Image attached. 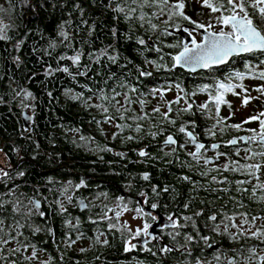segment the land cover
<instances>
[{
  "label": "trees",
  "instance_id": "trees-1",
  "mask_svg": "<svg viewBox=\"0 0 264 264\" xmlns=\"http://www.w3.org/2000/svg\"><path fill=\"white\" fill-rule=\"evenodd\" d=\"M5 1L7 11L1 12L0 22L3 20V24L9 25V28L7 29L8 39L0 40V98L3 101L0 103V152L7 161L8 167L2 170L8 173V178L0 180V192H7V188L13 186L17 196L24 194L21 199L25 202L32 196L44 199L45 217L41 219L36 216L31 222L44 229H51V232L33 233L27 228L23 231L30 241L38 243L36 246L41 249L39 252L45 255L44 258L52 259L50 264H97L100 261H102L101 264H136L137 249L129 253L124 252V239L118 229L111 230L107 244L97 243L93 239L94 226L102 223L99 221L98 224H93L91 221L99 220L98 214L108 203L109 206L116 205L117 198L122 197V191L136 196L132 199L124 198L128 207L132 209L137 207V192L146 189L147 193L158 196L160 208L168 203L171 204L174 217L177 219L193 215L202 209L218 208L226 203L229 195L236 196L245 205L246 200H252L250 193L241 195L230 191L226 195L222 192L210 193L198 187V185H209L211 176L217 173L210 172L208 176L200 175L205 170V166L197 164L188 155L187 149L180 147L181 139L185 137L178 132V129L182 124L186 125L192 120L197 125L196 134L210 128L215 121L209 118L207 113L202 115L196 109V105L207 102L209 96L214 95L215 91L214 88L206 92H200L199 89L204 86V83L214 85L217 80L233 84L242 83L245 86L247 80L251 78L248 77L247 80L244 78L242 81L235 78L229 80L228 76L236 71L245 72V62L255 63L257 57L251 56L246 60L243 57L249 55L233 58L229 62L227 72L223 71L226 65L217 66L221 67L219 68L221 71L212 73L209 82H205L197 72L193 75L181 67L171 68L172 61L168 54L174 55L178 49L168 45L177 43L173 40L177 35L169 32V29L175 28L170 26L173 22L170 21L169 25L163 23L166 17L152 18V23L158 25V30L167 28V31L171 33V35L161 34L157 37L147 24L141 27L139 13L135 17L125 19L123 14H116L111 10L115 5L113 4L110 8L109 0ZM77 5L82 8L83 16L77 9ZM184 12L192 20L200 23L207 24L210 20V10L201 7L198 0H185ZM82 20L87 21V24L82 23ZM69 21L70 23H67ZM175 23L190 24L179 18ZM61 25H63V31L68 34V40L60 36ZM150 36L153 37L152 40H149ZM138 38L148 41L147 47L140 45ZM20 41L23 43L17 49L16 45ZM53 42L56 47H49V44ZM154 46L159 47L161 51L156 52ZM102 50L107 52L106 56L99 55ZM77 53L81 54L79 65H74L69 59H60L61 56L71 57ZM97 56H99L98 60ZM108 56H115V62L109 60ZM161 56L164 58L163 61L160 59ZM146 60L163 63L167 67L157 71L155 65L146 64ZM63 67H68L69 72L59 70ZM49 70H52L51 74ZM143 70L151 71L153 75L138 79L139 71ZM84 72L87 74H78ZM253 80H258L259 83L250 91L257 92L259 95L252 101L253 106L256 107L254 110L257 111L252 110L251 113L252 116H259L264 112V93L256 89L264 85L261 84L264 80ZM121 84L125 87H121ZM177 84L180 86L177 88L179 95L187 94L188 102L194 101L195 114L193 112L177 114L179 109L185 107V100L182 99L179 104L171 105L173 111L169 113V116L175 120V124L168 123L158 114L151 115L153 108L158 106L161 109L164 99L168 102L176 98H170L164 93L163 99H160L148 95L149 91L158 87L176 88ZM128 86L138 89L137 93H129L134 100L146 101L143 112L138 103H133L131 108L134 113H149L148 119L136 122L127 118L121 120L111 103L100 99L101 94L113 96V89L123 94L128 91ZM180 89L183 91L181 92ZM25 91L31 92L32 97L25 99ZM234 91L239 94L244 92L241 88H236ZM193 92L196 93L195 96L191 95ZM77 94H82L81 99L71 98L72 95ZM234 96L238 97L233 93L224 94L227 103L220 106V116L226 118L224 121L226 125L240 124L241 128L237 130L229 127L222 134L211 137L212 140L228 141L240 133L251 135L248 129H259L258 120L241 124L239 119L231 114L230 98ZM89 97L92 99L89 100ZM117 99L123 101V95ZM95 100L109 108L107 115L116 117V124H130L132 127L123 130L116 128L111 134L104 132L101 125L106 114L100 108L89 106L97 105ZM209 106L213 107L211 103ZM26 107L31 114L28 128L23 125L20 118L22 110ZM166 110L164 106L161 112ZM130 114L125 113V116ZM260 119H264V116ZM136 123L141 125L140 132L135 131ZM188 130L191 131L192 128L189 126ZM152 132L158 134L153 137L150 134ZM168 134L175 137L177 141L175 146H165L163 143ZM130 136L134 139H127ZM81 137L85 139L82 140ZM172 147H175L176 151L166 155L165 153L171 152ZM226 147L222 152H228L233 160L238 159L233 153L232 146L226 145ZM104 149H111V151ZM140 150H144L148 155L141 157L138 154ZM222 158L225 160V157ZM21 172L24 173L23 176L18 175ZM145 173L149 175L148 180L142 178ZM226 173L229 180L244 178L238 174ZM183 176L191 177L197 187L194 189L192 183L181 179ZM94 178L112 180L119 188L113 183L96 182ZM81 179H92L93 183L86 181V186L79 189L70 187L68 193L72 194V201L69 203L61 192L65 186L69 185V182L74 186L79 184ZM261 179H264V170L261 171ZM65 180L68 182L66 183ZM154 184H156V192L152 190ZM210 186L224 187L225 185L211 184ZM165 187L168 188L167 192L163 191ZM231 187L234 189L235 185ZM247 187L250 189L251 185ZM88 195L92 196L89 207L80 209L78 198H86ZM217 197L222 198L217 199ZM4 199L10 200L12 197L5 196ZM58 200L64 203L66 213L59 212V205L56 203ZM209 201L213 203L209 204ZM185 203H189L188 208H184ZM231 207V203L228 202L225 210ZM255 207L258 208V205L255 204ZM240 211L250 213L252 209L245 207ZM208 214L205 211V216ZM0 217L5 219L6 224L11 223L10 204H5L0 209ZM75 218H79V230L84 234L83 236L91 238L88 247L76 248L72 245L69 248L67 246V235L70 234L71 239L75 240L77 234L70 229L66 230L68 226L65 221L71 219L74 224ZM188 231L191 230L188 229ZM203 234L213 235L209 232ZM40 235L42 236L38 238ZM215 239L224 241L220 236H215ZM177 241L178 244L174 245L171 238L174 248L185 243L182 237H177ZM202 246L200 242V247ZM189 247L192 248V255L178 250L170 253L158 252L156 263L195 264L196 258L201 256V253L196 244ZM81 248L86 250L81 252ZM29 254L27 252L17 254L15 257L17 263L29 264L23 260V257ZM211 255L212 250L204 248L201 258L210 259Z\"/></svg>",
  "mask_w": 264,
  "mask_h": 264
},
{
  "label": "snow or ice",
  "instance_id": "snow-or-ice-1",
  "mask_svg": "<svg viewBox=\"0 0 264 264\" xmlns=\"http://www.w3.org/2000/svg\"><path fill=\"white\" fill-rule=\"evenodd\" d=\"M201 7H206L210 10V20L207 24L197 22L192 20L191 17L187 16L184 12L185 0H109V7L114 4L115 7L111 10L116 14H123L125 19L135 17L137 13L138 19L141 22V27L144 24H147L150 30L159 35H171L167 31V28L163 30H158V25L152 23V18L166 17L163 20L165 25H169V22H173L172 25L176 28H180L181 25L175 23L176 19L179 18L183 21H188L194 27L190 30L189 28H183V31L191 37L190 42L178 41L176 44L168 45L172 48H177L179 51L177 54L172 55L168 54L171 58L172 64L171 68L175 69L177 66L186 67L191 71L197 69L212 70L216 66L225 65L230 62L233 58L241 57L244 55L255 56L257 60L255 63L252 61L245 62V72H233L230 73L228 79L233 78L243 80L246 76L251 79H260L264 80V0H198ZM77 9L81 12L83 16V10L77 5ZM148 9V11H144ZM7 10L0 6V12H6ZM220 13L219 15H215ZM67 23H70L67 22ZM82 23L87 24V21L82 20ZM218 27V30H213ZM9 25H4L0 22V40H7V29ZM203 29L202 40L197 41L196 37L193 35V32H197ZM146 31L148 29H145ZM115 34V33H114ZM60 36L64 40H68V34L63 31V25H61ZM153 37L150 36L149 40H152ZM23 41L17 43L16 47L19 49ZM138 43L147 47L148 41L143 38H138ZM49 47L55 48L56 44L50 43ZM156 52H160L159 47H155ZM99 55H107L106 51H101ZM19 61V57L16 58ZM61 60L69 59L74 65H79L81 54L77 53L71 57H60ZM99 56H97V60ZM108 59L115 62V56H108ZM163 61V56L160 57ZM146 64H153L157 71L167 66L163 63H157L156 61L146 60ZM65 73L69 72L68 67H63L59 69ZM171 70V69H169ZM52 70H49L51 74ZM80 75H86L87 73H78ZM153 73L151 71L143 70L139 71V77H151ZM121 87H125L124 84H121ZM176 88H180L177 84ZM210 88H214L215 94L209 96V100L205 103L196 105V109L200 111L203 115L207 113L209 118L213 119L215 122L205 131V135L209 137H215L218 134H222L227 128H235L239 130L241 128L240 124L226 125L224 123L225 117L220 116V106L227 103L224 99L225 93H233L235 95H240L234 90L236 88L243 89L244 92H247V89L244 88V85L225 83L224 81L217 80L214 85H204L199 91L206 92ZM171 86L169 87H158L153 88L149 91L148 95L153 97H159L163 99L164 93L166 91H171ZM257 91L264 93V85L257 87ZM182 92L183 89H180ZM138 89L135 87L128 86V91L123 94L116 92L113 89V96L108 97L101 94L100 99L107 100L111 103L112 108L115 109V112L119 115V119H130L133 122L142 121L149 118V113L144 112L143 114L134 113L131 105L133 103H138L141 108V112L145 107L146 101L143 99H133L129 93H137ZM17 95H20L17 93ZM82 94L72 95V99L77 100L81 99ZM123 95V101L117 99ZM192 96H195L196 93H191ZM32 97L31 92L25 91L24 98L27 99ZM187 94L181 96L177 94L174 101H168L165 103L166 111L161 112L160 107H155L151 110V115H160L165 121L171 124H175V120L171 119L169 113L173 111L171 105L173 103L179 104L183 99L185 100V107L178 110L177 114L183 112H193V104L188 102ZM92 98L89 97V100ZM249 97H244L242 103L247 105L249 102ZM115 101V103H112ZM2 98H0V103H2ZM87 103V101H85ZM212 104L213 107H210L209 104ZM127 105V107H125ZM100 108V110L105 113V123H111L115 127L123 130L124 128H131L130 124H115L114 121L116 117L107 115L109 108L105 107L103 104L89 105ZM230 107V105H229ZM125 113H131L127 117ZM193 114H195L193 112ZM261 116H264V112L260 113L259 116H252L243 121V123H249L251 121H259V129H248L251 135L241 136L228 140L226 143L229 146H232L233 153L238 159L233 160L228 152L218 151L220 144L212 143L210 146H207L204 143L199 142L198 134H195V128L197 127L194 120L189 121L186 125L182 124L178 132L184 134L187 139L184 144H181V148H185L187 145H192L194 151L188 153L189 156L197 162V164L205 166V170L200 173L201 176H208L210 172H216L217 175L211 176L209 185H198V187L203 188L204 190L210 193H219L228 194L230 191H235L241 195L249 194L250 198L258 199L261 202H264V179H261V171L264 170V119H260ZM31 119V117H28ZM99 123V121H97ZM191 127L192 130H188V127ZM135 131H141V125L136 123ZM155 137L158 133H150ZM113 138H116V134H113ZM81 139H85L81 137ZM131 140L134 137H127ZM165 146H175L177 141L173 138V135H168L164 141ZM211 149L214 152L213 156H208L205 153ZM106 151H111V149H104ZM176 148L172 147L171 152L165 153L170 155L172 152H175ZM243 153V155H241ZM141 157L147 156L148 153L144 150H140L138 153ZM118 155H123L118 153ZM225 157L226 162L223 164H216L215 161H219L221 157ZM243 161V162H242ZM255 161V162H252ZM212 165V167H207ZM230 172L233 174H238L244 179L229 180L227 176H223V173ZM19 176H23L24 173H18ZM222 177V178H218ZM8 178V173L0 169V180ZM144 180L149 179L147 173L143 174L142 177ZM10 179V178H9ZM181 179L188 181L194 185V189L197 187L196 182L191 180L189 176H183ZM211 184L215 185H225L224 187H211ZM235 185L233 189L231 186ZM251 185V189L247 187ZM86 184L82 179L79 184L71 185L69 182L68 186H65L61 192V195L71 203L72 197L66 195L70 187L79 189L85 187ZM18 187V186H17ZM153 192H156V188L153 187ZM164 192L168 191V188L163 189ZM141 196L144 194L141 193ZM12 197L10 200H5L4 197ZM24 194L21 193L19 196L16 195V189L10 188L7 192H0V209L4 207L5 204H10L12 207V222L6 224L5 219L0 217V264H17L15 257L17 254L22 252H27L31 249L29 255L23 257L24 261L31 264L32 261L39 260L37 255L38 249L35 244H33L28 237L25 236L23 229H29L33 233H39L42 231L51 232V229H44L38 225H35L33 218L39 216L41 218L45 217V212L42 210L41 201L35 198H28L25 202L24 199H21ZM222 197H217L221 199ZM147 203V200L144 201ZM228 202L231 203L232 207L227 208ZM59 205V212L61 214L66 213L67 209L64 206L62 201H56ZM139 203V202H138ZM213 202L209 201V204ZM80 207L82 209L88 208L89 203L85 201L80 202ZM152 209L158 207L157 204L153 203L150 205ZM189 203L184 204V208H188ZM246 205L242 200L238 199L236 196H228V200L224 205L220 207H211L208 209H202L198 212L193 213V215L183 216L180 219H177L173 215H169L166 219V222L163 224V228L171 227L173 231L168 232L167 235L172 238L174 245L178 244L177 237H182L184 244H179L177 248L165 244L163 247H160L157 243L154 245L158 248L161 253H170L174 250L181 251L187 255H192V248L189 245L196 244L198 250L201 253V256L196 258L195 264H264V216L251 215L247 211H240V209L245 208ZM106 211H104L100 216L99 220H92L91 223L98 224L99 221H108L109 229H118L121 232L122 238L124 239V252L129 253L133 250H136L138 247L137 243L133 241H139L140 248L142 251L151 252L153 255H156L152 251V248L149 247V244L152 241H159L160 236L154 235L153 232H150L149 229L153 227V224L149 220L156 222L158 217L151 214V212H145L143 207H135L134 209H129L128 204L124 201V197L117 198V204L115 208H110L105 205ZM133 211L135 215L132 217L133 220L138 218L147 217L143 221V226H137L133 231L129 226L128 221L119 223L120 217L125 213ZM205 211L209 214L205 216ZM113 212V216H109L108 213ZM19 217V218H17ZM76 222L73 224L71 219H66L65 223L70 229V231H76L79 234L77 235V240L83 238V233L79 231L80 221L79 218H75ZM115 220L117 223H113ZM182 220V222H181ZM239 221V222H237ZM259 221V223H257ZM184 229L185 231L181 232L180 230ZM190 229L191 231H188ZM204 232L212 233V236L203 234ZM104 235L103 232H100L98 229V235L96 236L97 243L107 244V239L103 241L100 240V236ZM215 236H220L223 239H226L230 242H241L239 248H230L225 249L222 247L221 241L216 240ZM249 241H256L255 244H250ZM200 242H202V247H200ZM67 246L70 248L73 244L76 243V240L71 239V235H67L66 239ZM204 248L211 249L212 255L211 258H201L204 254ZM86 249L81 248L80 251L83 252ZM51 258L49 261H40L39 264H50ZM139 264V262H136Z\"/></svg>",
  "mask_w": 264,
  "mask_h": 264
},
{
  "label": "flooded vegetation",
  "instance_id": "flooded-vegetation-1",
  "mask_svg": "<svg viewBox=\"0 0 264 264\" xmlns=\"http://www.w3.org/2000/svg\"><path fill=\"white\" fill-rule=\"evenodd\" d=\"M181 27H187V28H189L190 30L194 27L192 24H183V25H181ZM174 30H176V29H178V28H173ZM175 33V32H174ZM176 34V33H175ZM177 35V37L176 38H174L173 40L175 41V42H178V41H182V38H181V36L180 35H178V34H176ZM193 35L196 37V39H197V41H199L200 39H201V33H200V30L199 31H197V32H193ZM177 51H179V49L177 50ZM176 51V52H177ZM175 52V53H176ZM242 57V56H241ZM251 57V56H245V58L243 57V59L244 60H246V59H249V58ZM230 61H232V60H230ZM226 65V67L224 68V72H227L228 71V69H227V67H228V65H229V63L228 64H225ZM219 68H221V67H214L212 70H205V69H201V70H197V71H195V72H190V73H192L193 75H195L196 74V72L200 75V77L202 78V81H205V82H209V79H210V77H211V75H212V73H214V72H216V71H221ZM246 78V80H247V78L248 77H245ZM204 85H206V83H204ZM253 86V85H252ZM244 88L245 89H247V92H240V94H241V96H242V99L246 96V97H249L250 99H249V101H253L255 98H257L258 97V93L257 92H254V91H250V89H252V87L251 86H249V85H245L244 86ZM242 91H243V89H241ZM231 102V101H230ZM205 131L206 130H204V131H201V133H199V134H202L201 136L198 134V140H200L201 142H203L205 145H206V147L207 146H210L212 143H214V142H218V144H220V148L218 149V151H223L224 149V147H226V145H227V141H220V140H212L211 139V137L209 138L208 136H206L204 133H205ZM196 134V133H195ZM241 134V133H240ZM240 134H238V135H236V137H238ZM168 135H172V134H168ZM184 135V134H183ZM249 135V134H248ZM167 136V135H166ZM165 136V137H166ZM200 136V137H199ZM184 137L187 139V137L184 135ZM233 137H235V136H233ZM185 138H182L181 139V141H182V144H184L185 143V141H186V139ZM221 144H223V145H221ZM225 144V145H224ZM228 147H226V149H227ZM183 149H187V151L188 152H191V151H194V147L192 146V145H187L185 148H183ZM206 155H208V156H213L214 155V152L211 150V149H209L206 153H205ZM214 163H216V164H223V163H225V162H217V161H215ZM0 167H2V169L3 170H6V168L8 167V166H6V165H1ZM223 176H227V173L225 172V173H223ZM218 178H222V177H218ZM244 179V178H243ZM82 180V179H81ZM80 180V181H81ZM84 180V182H85V184H86V181L88 182V183H93V180L92 179H88V180H86V179H83ZM79 181V182H80ZM94 181H96V182H103V183H109V184H114L116 187H118L119 188V186H117V183H115L114 181H112V180H108V179H98V178H94ZM65 182L67 183L68 182V180H65ZM114 186V187H115ZM153 187H156V184H154L153 185ZM153 187H152V189H153ZM10 188H14L13 186H10L9 188H7V190L8 189H10ZM251 189V188H250ZM6 191V190H5ZM122 194V197H124V198H126V197H128V198H133V197H136L134 194H131V193H128V194H123V193H125L124 191H122L121 192ZM141 193H143L144 195L143 196H141L140 194ZM66 195H69V196H71L72 197V194H70V193H67ZM88 197V198H87ZM86 198H83V197H79L78 198V203H79V206H80V202H81V200H84L85 202H87V203H89V201H90V197H92V196H87ZM31 198H36V199H39L40 201H41V207H42V210L44 211V208H43V201H44V199L43 198H39V197H35V196H32ZM145 200H147V203H145L144 201ZM158 196H156V195H154L153 193H147V191H146V189L145 190H140L139 192H137V198H136V203H137V207H143L144 208V210H145V212H151V214L152 215H154V216H157L158 218H159V216H160V218H159V222H158V224L156 225V227L154 228V232L156 233H154L155 235H159L161 238H160V240L157 242V241H152L150 244H149V247L150 248H152V251L153 252H155L156 253V255H153L151 252H146V251H142L141 250V248H140V243H139V241L137 240V244H138V247H137V262H139V264H157L156 263V257H157V253L159 252V250H158V248L157 247H155L154 245H156L157 243L159 244V246L160 247H163L165 244H168V245H170V246H172V243H171V237L170 236H168L167 235V233L168 232H171V231H173V229L171 228V227H168V228H163V224L166 222V219H167V217L169 216V215H173L174 216V212L172 211V206H171V204H166V205H164V207H162V208H160L159 207V203H158ZM139 202V203H138ZM246 202H247V204H246V207H250L251 209H252V211L250 212V214L251 215H256V216H264V203L263 204H260L261 203V201H259L258 199H256V200H246ZM108 203V202H107ZM153 203H155V204H157L158 205V207L156 208V209H152L151 207H150V205L151 204H153ZM255 204H257L258 205V208L257 207H255ZM107 206L108 207H110V208H115V206L116 205H112V206H109V203L107 204ZM80 209H82L81 207H80ZM85 209H87V208H85ZM129 209H131V208H129ZM132 209H134V208H132ZM241 210H243V209H241ZM104 211H106V208L104 209V210H102L101 211V213L100 214H98V216H100ZM254 211V212H253ZM45 212V211H44ZM108 215L111 217V216H113L114 215V213L113 212H109L108 213ZM97 216V215H96ZM147 217H143V218H138L137 219V226H140V227H142L143 226V221H144V219H146ZM42 219V218H41ZM12 222V221H11ZM113 223H117V221H115V220H113L112 221ZM149 222L150 223H152L153 224V226H154V224H155V222H153V221H151V220H149ZM237 222H239V221H237ZM73 223V222H72ZM75 223V222H74ZM100 223H102L101 225H97V226H94L95 228H94V231H93V235H94V238L93 239H95L96 238V236L98 235V229H99V231L100 232H103L104 233V235H101L100 236V240L101 241H103L104 239H107V241H108V239H109V237H110V232H111V230L112 229H109L108 228V221H106V220H104V221H101ZM119 223H121V221L119 220ZM257 223H259V221H257ZM153 228V227H152ZM152 228H150L149 229V231L150 230H152ZM66 230L68 231L69 230V228H66ZM80 231V230H79ZM76 232V231H75ZM76 234L78 235L79 233L78 232H76ZM42 235H40L38 238H40ZM88 240V244H85L84 243V240ZM90 237H87V236H83V238H81V239H78L77 240V237H76V243L75 244H73V246H75L76 248H78V247H82V246H84V247H88L89 246V244L91 243L90 242ZM96 240V239H95ZM219 241H221V244H222V247L223 248H225V249H230V248H239L240 246H241V243H242V241L241 242H230V241H227L226 239H224V241L223 240H219ZM33 244H35V245H37L38 243H35V242H33V241H31ZM249 243L250 244H255L256 243V241H249ZM95 260H97V259H95ZM40 261H49V258H39V260H36V261H32V264H39V262ZM51 261H52V259H51ZM51 261H50V263H51ZM102 263V261H100V262H98L97 264H101ZM17 264H20V263H17Z\"/></svg>",
  "mask_w": 264,
  "mask_h": 264
},
{
  "label": "rangeland",
  "instance_id": "rangeland-1",
  "mask_svg": "<svg viewBox=\"0 0 264 264\" xmlns=\"http://www.w3.org/2000/svg\"><path fill=\"white\" fill-rule=\"evenodd\" d=\"M5 2H6L5 0H0V6H2L4 9H6ZM0 14H1V12H0ZM1 22L4 23L3 20H1ZM213 30H218V27L216 29H213ZM258 83H259L258 80L248 79L247 83L245 85H249L253 89L254 85H258ZM261 84H264V83H261ZM165 93L170 98H176L177 94H179V91H178L177 88H172L171 91H166ZM242 100L243 99H242L241 95H238V97L234 96V97L230 98V101H231L230 102V104H231V114L233 116H235L237 119H239L241 124H245V123H243V121H245L249 117H252V113L251 112L257 111V110H254V109H256V107L253 106L251 101H249L247 105H244L242 103ZM166 102H167V99H164V103L161 106V109L164 108ZM263 102H264V100H263ZM95 103L101 104L100 101H98V100H95ZM114 123L116 124L115 121H114ZM101 128H102V130L104 132L107 131V132H109L111 134L114 130H116L117 127H115L111 123H105L103 121V124L101 125ZM74 133H76V132H74ZM86 143H88V141H86ZM222 157L217 162H225V160H223ZM1 165H6L7 166V161H6L5 157H4V155L0 152V166ZM0 169H2V167H0ZM123 194H126V193H123ZM134 215H135V213L133 211L125 212L119 219L121 221V223H123L124 221H128L129 226L132 228L133 231L137 227V219H135V220L132 219V217ZM84 243L88 244V240L87 239L84 240ZM133 243H137V241H133ZM30 252H31V249H29L27 251V253H30ZM37 255H38L39 258L45 257V255L43 253H40L39 251H38Z\"/></svg>",
  "mask_w": 264,
  "mask_h": 264
},
{
  "label": "water",
  "instance_id": "water-1",
  "mask_svg": "<svg viewBox=\"0 0 264 264\" xmlns=\"http://www.w3.org/2000/svg\"><path fill=\"white\" fill-rule=\"evenodd\" d=\"M183 28L184 27H180V28H178V29H176V30H174V29H169V32H175L176 34H178V35H180L181 36V38H182V41H185V42H190V40H191V37H189L188 36V34L187 33H185L184 31H183ZM203 29H201L200 30V33H201V39L200 40H202V34H203ZM199 40V41H200ZM198 41V42H199ZM178 52V51H177ZM177 52L175 53V54H177ZM174 54V55H175ZM177 67H180V66H177ZM182 69H184V70H187V71H190V72H195V71H197V70H201V69H197V70H195V71H191L190 69H188V68H186V67H181ZM28 117H31V114L29 113V111H28V107H26L25 109H23L22 110V112H21V115H20V118H21V121H22V123H23V125L26 127V128H28L29 126H30V121H31V119H28ZM168 136V135H167ZM166 136V137H167ZM241 136H248V134L247 133H241L238 137H241ZM166 137H165V139H166ZM238 137H232L231 139H234V138H238ZM173 138L175 139V137L173 136ZM165 139L163 140V143H164V141H165ZM230 139V140H231ZM176 140V139H175ZM199 142H201L200 140H199ZM201 143H203V142H201ZM214 143H218V142H214ZM36 199V198H35ZM81 201H84V200H81ZM159 218H160V216H159ZM159 218H158V221H156L155 222V224H154V226H153V228H152V230H150V232H154V228L156 227V225L158 224V222H159ZM155 233V232H154ZM153 233V234H154ZM156 234V233H155ZM154 234V235H155Z\"/></svg>",
  "mask_w": 264,
  "mask_h": 264
}]
</instances>
